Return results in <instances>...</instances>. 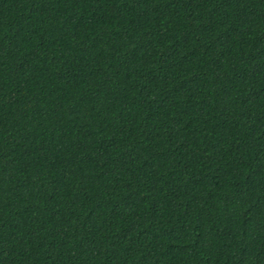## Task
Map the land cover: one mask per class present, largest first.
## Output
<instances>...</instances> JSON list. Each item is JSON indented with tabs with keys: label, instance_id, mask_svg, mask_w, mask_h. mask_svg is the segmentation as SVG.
I'll return each mask as SVG.
<instances>
[{
	"label": "trees",
	"instance_id": "1",
	"mask_svg": "<svg viewBox=\"0 0 264 264\" xmlns=\"http://www.w3.org/2000/svg\"><path fill=\"white\" fill-rule=\"evenodd\" d=\"M0 264H264V0H0Z\"/></svg>",
	"mask_w": 264,
	"mask_h": 264
}]
</instances>
